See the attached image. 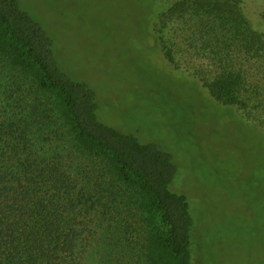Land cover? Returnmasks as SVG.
<instances>
[{"label":"trees","instance_id":"16d2710c","mask_svg":"<svg viewBox=\"0 0 264 264\" xmlns=\"http://www.w3.org/2000/svg\"><path fill=\"white\" fill-rule=\"evenodd\" d=\"M159 5L152 29L165 58L178 66L181 38L180 50L210 65L209 93L257 110L264 129V32L241 0ZM0 65V264H85L98 236L110 243L96 180L92 186L84 172L61 163L43 132L51 120L16 97L10 69L35 84L77 148L104 162L122 203L139 214L141 264H194L196 224L186 195L171 189L178 172L172 155L98 119L94 89L61 68L49 34L18 0H0Z\"/></svg>","mask_w":264,"mask_h":264},{"label":"rangeland","instance_id":"374dc122","mask_svg":"<svg viewBox=\"0 0 264 264\" xmlns=\"http://www.w3.org/2000/svg\"><path fill=\"white\" fill-rule=\"evenodd\" d=\"M18 1L49 34L61 68L94 89L98 119L172 155L178 172L171 189L186 195L196 224L194 264H264V129L254 118L258 112L215 99L204 83L210 65L193 50H180L181 38L178 66L165 58L152 29L160 0ZM241 5L264 32V0ZM8 74L16 97L33 101L43 121L51 120L42 131L61 163L84 172L92 186L96 180L104 196L100 219L110 243L98 236L85 264H141L139 214L122 203L104 162L77 148L30 79L16 69Z\"/></svg>","mask_w":264,"mask_h":264}]
</instances>
